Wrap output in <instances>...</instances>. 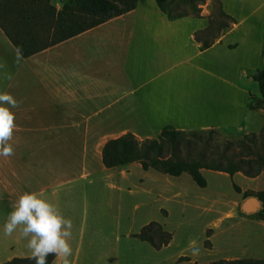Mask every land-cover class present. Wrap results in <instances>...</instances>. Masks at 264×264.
Instances as JSON below:
<instances>
[{
  "label": "crops",
  "instance_id": "1",
  "mask_svg": "<svg viewBox=\"0 0 264 264\" xmlns=\"http://www.w3.org/2000/svg\"><path fill=\"white\" fill-rule=\"evenodd\" d=\"M221 1L236 23L208 48L195 32L207 26L209 8L199 17L169 19L156 0H138L134 9L27 57L0 27V92L18 101L15 119H27V126L15 120L13 138L28 134L30 147L41 144L50 155L33 161L44 167L38 171L21 158L0 159V225L26 191L45 196L53 189L50 195L58 197L74 175L87 180L98 171L128 178L141 164L106 167L102 149L111 138L143 132L155 138L166 125L246 133L263 128L264 110L250 104L261 96L251 74L264 65V0ZM57 151L65 156L54 157ZM239 176L233 179L241 186ZM240 215L264 226L257 216L232 218ZM20 227L11 235L0 231V254H9L0 262L31 256L16 253L28 240Z\"/></svg>",
  "mask_w": 264,
  "mask_h": 264
},
{
  "label": "rangeland",
  "instance_id": "2",
  "mask_svg": "<svg viewBox=\"0 0 264 264\" xmlns=\"http://www.w3.org/2000/svg\"><path fill=\"white\" fill-rule=\"evenodd\" d=\"M64 2L51 0L58 9ZM210 5L211 0H205L200 7L210 10ZM4 88L0 80V91ZM15 120L27 126L26 118ZM209 131L206 129L204 134L209 139V149L226 152L234 160L254 159L258 153H264L262 129L249 133L229 129ZM146 138H151L146 132L138 136L139 140ZM9 143L14 147L13 155L0 159L21 158L27 168L30 163L38 171L44 167H33V161L50 157L41 144L37 150L30 147L28 134L12 136ZM64 156L65 151L54 155ZM111 173L108 177V171H98L87 180L74 175L72 183L58 188V197L50 195L53 189L42 196L72 221L71 264H207L220 259H264L253 257L264 256V226L252 217L232 218L237 213L256 216L258 211L245 213L241 209L246 197L235 191L229 174L208 169L204 174L208 185L202 188L188 173L170 176L141 167H133L126 179L117 170ZM238 181L244 190L262 191L264 171L253 178L244 174ZM152 220L159 221L173 234L169 244L160 249L134 236ZM190 242L200 248L199 255L191 254ZM18 249L16 253L21 256L31 254L26 245ZM0 257L7 258L9 254L2 253ZM52 264L61 261L56 259Z\"/></svg>",
  "mask_w": 264,
  "mask_h": 264
},
{
  "label": "trees",
  "instance_id": "3",
  "mask_svg": "<svg viewBox=\"0 0 264 264\" xmlns=\"http://www.w3.org/2000/svg\"><path fill=\"white\" fill-rule=\"evenodd\" d=\"M137 1L65 0L63 6L58 9L51 0H0V27L19 53L27 57L134 9ZM156 2L169 19H177L201 16L200 5L205 0ZM235 23V18L224 10L221 0H211L208 24L204 29L195 32V39L202 48H208ZM262 55L264 58V42ZM251 77L258 83L261 96L254 99L250 107L264 110V65L257 68ZM209 130L211 132L214 129ZM262 130L264 131V126ZM204 134L205 130H183L173 125L164 126L157 137L144 140H139L133 133H125L109 139L104 144L103 163L106 167H113L138 162L145 171L154 169L170 176L188 173L202 188L208 185V180L202 172L203 168L225 172L232 178L237 193H243L244 197L256 195L261 200L262 208L256 216L264 220V190L256 193L248 189L243 191L233 179L236 172L256 177L264 171V153H258V157L254 159L234 160L235 158L226 152L210 150L209 139L204 137ZM251 135L256 137L255 133ZM172 235V232L156 220L148 222L134 234L135 237L148 241L156 249L168 245ZM55 259L50 254L47 264H51ZM0 264H34V261L31 256H24L13 257ZM207 264H264V259H220Z\"/></svg>",
  "mask_w": 264,
  "mask_h": 264
},
{
  "label": "clouds",
  "instance_id": "4",
  "mask_svg": "<svg viewBox=\"0 0 264 264\" xmlns=\"http://www.w3.org/2000/svg\"><path fill=\"white\" fill-rule=\"evenodd\" d=\"M18 106L16 98L8 92H0V156L9 157L14 147L9 141L16 129L15 112ZM7 218L0 225V231L11 235L18 226L27 240L34 264H47L51 254L61 264H71L72 248L69 239L72 236V221L66 218L58 206L36 192H24L11 206ZM30 237V238H29ZM191 254L199 255L200 248L190 242Z\"/></svg>",
  "mask_w": 264,
  "mask_h": 264
},
{
  "label": "water",
  "instance_id": "5",
  "mask_svg": "<svg viewBox=\"0 0 264 264\" xmlns=\"http://www.w3.org/2000/svg\"><path fill=\"white\" fill-rule=\"evenodd\" d=\"M261 208H262V202L255 195L246 197L244 201L241 203V209L245 213H252L255 211H259Z\"/></svg>",
  "mask_w": 264,
  "mask_h": 264
}]
</instances>
